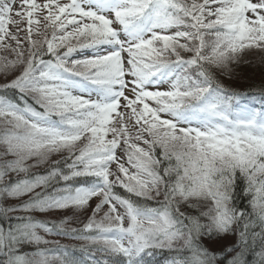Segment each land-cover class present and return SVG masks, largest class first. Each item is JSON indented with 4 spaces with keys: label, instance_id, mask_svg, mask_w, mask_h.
Segmentation results:
<instances>
[{
    "label": "snow or ice",
    "instance_id": "obj_1",
    "mask_svg": "<svg viewBox=\"0 0 264 264\" xmlns=\"http://www.w3.org/2000/svg\"><path fill=\"white\" fill-rule=\"evenodd\" d=\"M246 50L264 0H0V264H264V87L215 75Z\"/></svg>",
    "mask_w": 264,
    "mask_h": 264
},
{
    "label": "rangeland",
    "instance_id": "obj_2",
    "mask_svg": "<svg viewBox=\"0 0 264 264\" xmlns=\"http://www.w3.org/2000/svg\"><path fill=\"white\" fill-rule=\"evenodd\" d=\"M38 2H42V0H38ZM11 27V26H10ZM0 56H7L9 59L13 58V54L9 53V52H4V51H0ZM77 58H83V57H77ZM18 74L16 71H12L9 73H3L0 72V83H4L6 80H11L15 77V75ZM215 75L217 77V79L220 80L221 83L225 84L227 87L232 88L227 82V81H231V83L233 85H239L240 82H247L250 80H254V79H264V51L261 50H246L244 53L241 54V57L238 61H235L233 63H231L229 65L228 70H224V69H217L215 70ZM232 76H234L232 78ZM232 79V80H231ZM170 87L169 84L165 83L163 85H161V89L162 90H166ZM234 89V88H233ZM109 138H111V136H109ZM143 146V145H141ZM2 149V148H0ZM122 155L120 153V151H117V156ZM60 155L59 154H54L50 157V160H57V158H59ZM28 163H32V161H29ZM48 165H41L38 168H33L31 171H35V170H41L46 168ZM113 169L115 168V164H113ZM13 174V173H11ZM16 175V173H14ZM21 175L24 176V173H20L19 176ZM27 197H24L23 199H26ZM14 201L13 204L15 203H19L18 200H12ZM92 204V206H95V203H97L96 200H93L90 202ZM9 205H12V202H8ZM106 210V208H105ZM21 214V213H20ZM91 214V209H88L87 212H81L79 210H77V214L76 217L73 219V221L70 223V227H78L81 226L82 223L87 221V216H89ZM103 213L101 212L100 215H102ZM67 215L71 216L72 212L69 211L67 213ZM38 216H40L41 218L44 219H58V218H62L61 215L59 213L57 214H53V215H43V214H39ZM48 239H52V240H59L60 243L62 244H74V243H79V244H83L86 243L85 241H72L71 239H67V238H60V237H52V238H48ZM208 246H210L213 249H218V248H223V244L221 243L220 240L218 241H214L211 244L209 243Z\"/></svg>",
    "mask_w": 264,
    "mask_h": 264
},
{
    "label": "trees",
    "instance_id": "obj_3",
    "mask_svg": "<svg viewBox=\"0 0 264 264\" xmlns=\"http://www.w3.org/2000/svg\"><path fill=\"white\" fill-rule=\"evenodd\" d=\"M234 76H232L233 78ZM232 80V79H231ZM226 82L232 87V89L234 88V90H237L239 92H244V93H248L250 96L252 95H256L259 90L261 89V87H264V79H254V80H250L249 81H245V82H240L239 85H233L231 83V81H227ZM258 96H257V103H256V107H260L259 103H258ZM2 150V149H0ZM60 158V157H59ZM57 158V159H59ZM48 167V166H47ZM46 167V168H47ZM44 168V169H46ZM44 169H41V170H35V171H31L32 173H37V172H43ZM25 174V173H24ZM27 175V174H25ZM24 175V176H25ZM24 176L21 177L20 175V178H23ZM13 177H16V175L13 173V174H9V177L8 178H13ZM7 179V178H6ZM242 185H239L236 189V199L234 200V203L238 206V207H245L248 209V211H251V208L249 207V200L251 199V196H244L243 194V191H242ZM121 191V193H123V190H119ZM8 202H12V205H15L13 204L14 201L12 200H9L7 201ZM21 213V214H20ZM10 215H13V216H17V215H25V213L23 212H15V213H11ZM37 216L39 215V213L36 214ZM40 219H44V218H41L40 216H38ZM0 223H3L2 220H0ZM52 237H55V236H49V235H46V238H52ZM56 237H60V236H56ZM60 238H65V237H60ZM69 239V238H67ZM235 240H236V237L234 235H229V236H226L224 237L223 239H221V243L224 245L223 248H218V249H213L211 248L210 246H208V244L212 243V242H206L207 243V246L212 250V251H222L226 246H229V245H232L235 243ZM72 241H78V240H72ZM218 241V240H217ZM214 242V241H213ZM75 245H80L79 243H74ZM34 250V246H25L21 249V252H32ZM235 253H229V258L234 255ZM75 255L79 256V253H75ZM168 258V254L167 253H156L154 254L153 257H149L147 258L148 261H149V264H164V261ZM3 257H0V260H2ZM253 259V256L251 254H249L248 256V260H249V264H251V261ZM221 264H224V262L222 261Z\"/></svg>",
    "mask_w": 264,
    "mask_h": 264
}]
</instances>
